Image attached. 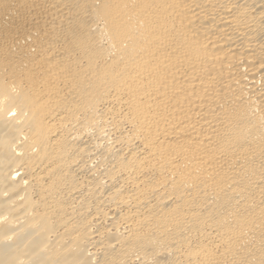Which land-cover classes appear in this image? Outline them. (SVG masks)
Listing matches in <instances>:
<instances>
[{"label":"bare ground","instance_id":"6f19581e","mask_svg":"<svg viewBox=\"0 0 264 264\" xmlns=\"http://www.w3.org/2000/svg\"><path fill=\"white\" fill-rule=\"evenodd\" d=\"M0 264H264V0H0Z\"/></svg>","mask_w":264,"mask_h":264}]
</instances>
